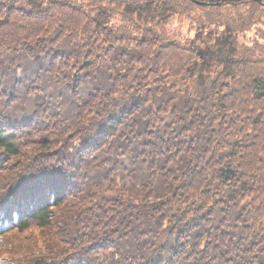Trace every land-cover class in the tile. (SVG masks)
<instances>
[{
    "label": "trees",
    "instance_id": "1",
    "mask_svg": "<svg viewBox=\"0 0 264 264\" xmlns=\"http://www.w3.org/2000/svg\"><path fill=\"white\" fill-rule=\"evenodd\" d=\"M200 1L0 0V264H264V5Z\"/></svg>",
    "mask_w": 264,
    "mask_h": 264
},
{
    "label": "rangeland",
    "instance_id": "2",
    "mask_svg": "<svg viewBox=\"0 0 264 264\" xmlns=\"http://www.w3.org/2000/svg\"><path fill=\"white\" fill-rule=\"evenodd\" d=\"M176 26H178V23H177V22H175L174 24L171 23V25H170L171 28H175V29H177ZM177 30H179V29H177ZM190 35H193V33H190ZM25 78H28V75H26V74H24V73H21V75H20V79H25ZM17 88H18L19 90H22V88H20V87H18V86H17ZM41 122H43V123L45 124V121L41 120ZM44 124H42V125H44ZM77 145L80 146V140L78 141V144H77Z\"/></svg>",
    "mask_w": 264,
    "mask_h": 264
},
{
    "label": "water",
    "instance_id": "3",
    "mask_svg": "<svg viewBox=\"0 0 264 264\" xmlns=\"http://www.w3.org/2000/svg\"><path fill=\"white\" fill-rule=\"evenodd\" d=\"M192 1H194L197 4H209V2H206V1H200V0H192ZM256 1H258L259 3L264 5V1L263 0H256Z\"/></svg>",
    "mask_w": 264,
    "mask_h": 264
}]
</instances>
